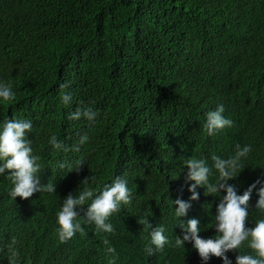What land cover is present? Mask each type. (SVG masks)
<instances>
[{
	"label": "trees",
	"instance_id": "trees-1",
	"mask_svg": "<svg viewBox=\"0 0 264 264\" xmlns=\"http://www.w3.org/2000/svg\"><path fill=\"white\" fill-rule=\"evenodd\" d=\"M0 82L16 93L0 104V122L13 115L32 120L29 139L41 158V180L57 185V194H34L28 209L17 197L20 215L12 217L3 215L10 201L0 188V264H8L13 238L18 264H62L57 248L69 242L65 264H108L105 251L94 255L104 235L117 264H202L190 244L149 256L148 233L138 220L162 224L172 242L182 238L167 192L185 184L184 158L210 164L214 154L228 158L236 144L251 145L242 173L230 181L239 194L264 172V0H0ZM62 83L73 94L68 106L61 102ZM81 101L100 112L91 128L68 119ZM220 104L235 126L208 137L206 114ZM85 132L89 145L72 152ZM53 135L67 151L51 148ZM80 157L87 163L79 172L59 166ZM125 174L133 205L110 218L115 233L96 235L94 225H85L84 235L61 243L55 230L63 198L92 176L91 186L102 189ZM218 198L200 209L204 239L217 235L211 227ZM250 205L246 227L264 219ZM228 254L235 264L239 251ZM210 262L223 264L217 257Z\"/></svg>",
	"mask_w": 264,
	"mask_h": 264
},
{
	"label": "clouds",
	"instance_id": "clouds-1",
	"mask_svg": "<svg viewBox=\"0 0 264 264\" xmlns=\"http://www.w3.org/2000/svg\"><path fill=\"white\" fill-rule=\"evenodd\" d=\"M70 87L68 83H62L61 102L68 106L73 101V94L65 92ZM16 99V93L10 84L0 82V104L12 102ZM223 104L215 110L208 111L206 122L203 125L208 137H216L226 129L233 128L234 121L224 115ZM100 112L93 107L80 105L69 113L68 119L72 121L84 120L91 128L94 126ZM34 125L31 119L13 115L0 122V188L4 191L9 203L4 205L3 215H20V197L24 208L28 209L32 204L31 199L36 193L57 194V185L50 179L47 184L41 180L40 157L34 154L33 140L29 134ZM90 135L85 132L79 136L78 141L72 146L71 151L81 153L90 143ZM54 151H67L64 143L53 135L48 141ZM251 145L241 146L236 144L235 151L228 158L212 155L209 164L208 159L192 156L182 160L185 168V184L169 188L167 203L174 208V216L180 221L183 236H177L172 242L170 235H165V227L150 223L149 219L138 220L139 226L147 231L146 253L151 256L162 253L165 249H183L190 244L198 252L202 264H213V257L221 258L223 264H233L228 253L239 251L235 264H264V219H259L254 227H246L249 218V209L252 205L264 215V172L252 183L243 194L238 193V188L230 184L242 173L244 161L252 152ZM87 162L83 157L73 161L60 163L61 169H66L68 174L79 172ZM187 168V170H186ZM175 182V181H174ZM95 177L92 176L83 181L75 195L69 194L63 198V203L57 212L56 235L61 243L72 239L77 233L85 234V225H94L95 234H114L115 228L110 218L122 210V206L130 205L133 201V191L129 187V179L125 175L116 176L111 183L101 188H93ZM241 187V186H240ZM245 185L242 186V190ZM226 193V194H224ZM219 197V204L212 221L211 229H215L217 235L214 238L204 239L202 214L200 209L206 199ZM90 201V203H88ZM87 205V207H85ZM83 214V215H81ZM181 218H185L184 221ZM135 228V222L132 221ZM87 237V236H86ZM17 240L12 239L6 246L8 264H18L19 250L16 247ZM108 257V264H117L118 255L108 235L102 240ZM242 248L250 249L243 253ZM5 253V248H0V254ZM162 264H169L163 262Z\"/></svg>",
	"mask_w": 264,
	"mask_h": 264
},
{
	"label": "bare ground",
	"instance_id": "bare-ground-1",
	"mask_svg": "<svg viewBox=\"0 0 264 264\" xmlns=\"http://www.w3.org/2000/svg\"><path fill=\"white\" fill-rule=\"evenodd\" d=\"M133 197H134V193H133ZM134 203V205L136 204L135 202H133ZM130 205H133L132 203L130 204ZM135 212H132V216H133V214H134ZM28 233H30L31 231H29V230H26ZM87 234H89L88 235V237H90L91 238V234L90 233H88L87 232ZM28 236H30L31 238H33V235L31 234V235H28ZM92 240V239H91ZM90 240V241H91ZM70 243V242H69ZM69 243L67 244L68 246H66V245H61V247L58 249L57 248V250H62L63 249V256L61 257L62 259H63V263L62 264H65L64 263V260H65V258L68 256V254H69ZM102 251H105V246L103 245V243L101 242V245H100V251H98V250H96V251H94V255H97V254H99L100 252H102ZM62 253H59L58 255H61ZM70 264H79V262H78V259L76 260V261H74V262H72V263H70Z\"/></svg>",
	"mask_w": 264,
	"mask_h": 264
}]
</instances>
